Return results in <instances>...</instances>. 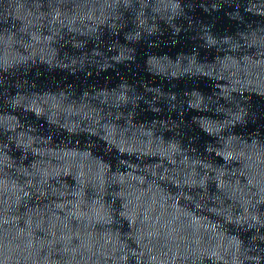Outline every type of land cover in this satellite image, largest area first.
Returning a JSON list of instances; mask_svg holds the SVG:
<instances>
[{
  "label": "water",
  "instance_id": "1",
  "mask_svg": "<svg viewBox=\"0 0 264 264\" xmlns=\"http://www.w3.org/2000/svg\"><path fill=\"white\" fill-rule=\"evenodd\" d=\"M0 196L49 264H264V0H0Z\"/></svg>",
  "mask_w": 264,
  "mask_h": 264
}]
</instances>
